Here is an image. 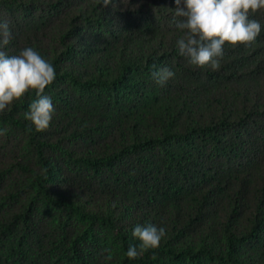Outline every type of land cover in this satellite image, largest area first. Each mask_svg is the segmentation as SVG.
Wrapping results in <instances>:
<instances>
[{"label":"trees","instance_id":"trees-1","mask_svg":"<svg viewBox=\"0 0 264 264\" xmlns=\"http://www.w3.org/2000/svg\"><path fill=\"white\" fill-rule=\"evenodd\" d=\"M175 10L0 0L2 50L56 70L46 131L25 118L34 92L0 114V264H264V11L212 70L179 54ZM137 224L166 236L129 260Z\"/></svg>","mask_w":264,"mask_h":264},{"label":"clouds","instance_id":"clouds-1","mask_svg":"<svg viewBox=\"0 0 264 264\" xmlns=\"http://www.w3.org/2000/svg\"><path fill=\"white\" fill-rule=\"evenodd\" d=\"M98 2L104 7L113 5V0ZM175 3V17L182 19H175L174 22L184 33L177 41L179 54L199 68L218 70L225 45L233 48L250 46L262 30L259 21L250 19V16L264 11V0H175ZM11 38L9 24L0 22V114L10 109L14 102H23L34 92L38 99L29 105L25 118L32 122L36 131H46L55 115V107L44 92L54 83L56 70L33 47H25L17 55L6 54L2 49ZM174 76L175 73L168 68L153 73L160 86ZM5 134V130L0 129V136ZM133 236L139 244L128 247L126 256L129 260L157 250L166 236V230L152 224H137ZM105 251L109 253L105 259L110 261V250Z\"/></svg>","mask_w":264,"mask_h":264}]
</instances>
